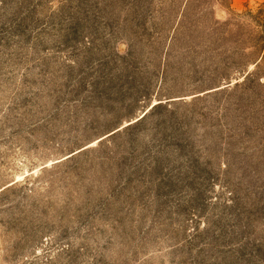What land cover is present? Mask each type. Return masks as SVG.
Segmentation results:
<instances>
[{"label":"rangeland","instance_id":"374dc122","mask_svg":"<svg viewBox=\"0 0 264 264\" xmlns=\"http://www.w3.org/2000/svg\"><path fill=\"white\" fill-rule=\"evenodd\" d=\"M263 18L264 0H0V264H264V229L226 205L240 93L208 94L254 68Z\"/></svg>","mask_w":264,"mask_h":264},{"label":"trees","instance_id":"16d2710c","mask_svg":"<svg viewBox=\"0 0 264 264\" xmlns=\"http://www.w3.org/2000/svg\"><path fill=\"white\" fill-rule=\"evenodd\" d=\"M221 1L225 2V0ZM259 25L262 33L260 36L262 45L252 60L254 68L245 74L242 81L208 93L213 96L240 93L239 104L237 106L231 105V109H228L233 115L237 112L238 121L233 127L235 137L230 144L229 159L222 171L227 178L228 186L232 189L226 205L229 206L228 209L232 210L234 221L239 225L242 232L250 231L249 233L254 232L257 226L264 229V102L260 100V91L264 89V79L259 74L264 67V18L259 22ZM134 81L135 79L132 77L131 85ZM168 108L167 102L155 104L141 119L113 135L118 137L124 133H134L148 121L153 120L158 113L169 110ZM242 117L245 118L242 119ZM241 119L242 121H240ZM246 141L253 146L252 150L259 152L249 153L244 147L245 145H242ZM197 192L201 195L202 201V193L199 189ZM194 197L199 199L198 195H193L192 199ZM252 243L257 249L251 250L247 257L248 260L257 261L258 259L264 262V241L261 243L253 240Z\"/></svg>","mask_w":264,"mask_h":264}]
</instances>
